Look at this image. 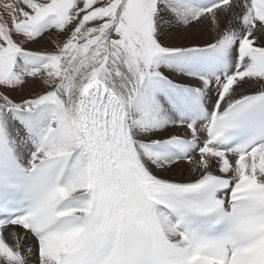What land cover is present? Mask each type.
<instances>
[{"label":"snow or ice","instance_id":"6c2138e0","mask_svg":"<svg viewBox=\"0 0 264 264\" xmlns=\"http://www.w3.org/2000/svg\"><path fill=\"white\" fill-rule=\"evenodd\" d=\"M0 264H264V0H0Z\"/></svg>","mask_w":264,"mask_h":264},{"label":"rangeland","instance_id":"374dc122","mask_svg":"<svg viewBox=\"0 0 264 264\" xmlns=\"http://www.w3.org/2000/svg\"><path fill=\"white\" fill-rule=\"evenodd\" d=\"M202 35H203V38H205V39L209 38V33L207 31V28L204 29ZM62 38L63 37H61V39ZM29 47H32V48H47L48 50H52V45L49 44L47 41H42L39 44H32V45H29Z\"/></svg>","mask_w":264,"mask_h":264}]
</instances>
